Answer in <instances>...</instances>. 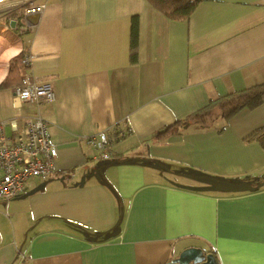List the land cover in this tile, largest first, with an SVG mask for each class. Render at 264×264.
I'll list each match as a JSON object with an SVG mask.
<instances>
[{
  "label": "crops",
  "instance_id": "obj_1",
  "mask_svg": "<svg viewBox=\"0 0 264 264\" xmlns=\"http://www.w3.org/2000/svg\"><path fill=\"white\" fill-rule=\"evenodd\" d=\"M34 5L36 24L0 18L19 45L0 83L23 50L33 59L21 76L51 82L55 99L18 103L14 86L0 87V122L20 130L44 118L55 171L0 199V264H166L186 247L213 249L219 264H264V187H250L264 177V148L245 140L264 126V97L221 132L152 136L264 82V0H200L182 20L147 0ZM98 130L124 131L109 161L86 142Z\"/></svg>",
  "mask_w": 264,
  "mask_h": 264
},
{
  "label": "built area",
  "instance_id": "obj_2",
  "mask_svg": "<svg viewBox=\"0 0 264 264\" xmlns=\"http://www.w3.org/2000/svg\"><path fill=\"white\" fill-rule=\"evenodd\" d=\"M42 5L31 6L24 12L39 11ZM33 55L25 54L21 60L29 66ZM13 99L18 103L38 105L55 99V90L51 82H38L28 73L23 75L20 83L13 87ZM13 133L8 136L5 127ZM128 129H125L127 133ZM124 136V131L111 135L105 130H98L86 138L90 147L98 150L104 161L111 158L109 146L114 140ZM57 149L47 131V121L40 116L29 117L18 130L14 121L0 122V199H9L20 193L26 181L32 177L46 178L54 174L53 161Z\"/></svg>",
  "mask_w": 264,
  "mask_h": 264
},
{
  "label": "trees",
  "instance_id": "obj_3",
  "mask_svg": "<svg viewBox=\"0 0 264 264\" xmlns=\"http://www.w3.org/2000/svg\"><path fill=\"white\" fill-rule=\"evenodd\" d=\"M148 3L163 13L166 17L175 20H182L189 17L196 5L200 0H147ZM22 12L16 9H10L5 12L4 19L9 22L11 19L17 20L16 28L22 26L20 19ZM133 26V24H132ZM136 28L133 26V30ZM135 31H132L130 42V54L131 57L135 55ZM25 52L21 50L18 54L14 55L10 59L9 70L4 79L0 83V87L15 86L20 83L23 64L21 62ZM264 97V82L250 86L240 91H232L215 100L210 101L205 107L198 111L189 114L183 119H178L172 123L163 126L162 128L153 132V138L163 139L172 129L176 128L177 131H182L184 127H197L198 129H215L217 132L224 130L230 117H232L237 111L242 108L252 109L259 105ZM245 140H257L259 144L264 148V126L251 132L245 137ZM252 190H258L264 187V177L257 179L250 186ZM204 252H210L218 260L213 249L203 250Z\"/></svg>",
  "mask_w": 264,
  "mask_h": 264
},
{
  "label": "water",
  "instance_id": "obj_4",
  "mask_svg": "<svg viewBox=\"0 0 264 264\" xmlns=\"http://www.w3.org/2000/svg\"><path fill=\"white\" fill-rule=\"evenodd\" d=\"M38 18L39 12L36 10L22 12L20 22L22 25L30 26L36 24ZM17 22V20L11 19L8 23V27L14 28ZM166 264H217V262L213 254L210 252H204L199 247H186Z\"/></svg>",
  "mask_w": 264,
  "mask_h": 264
},
{
  "label": "bare ground",
  "instance_id": "obj_5",
  "mask_svg": "<svg viewBox=\"0 0 264 264\" xmlns=\"http://www.w3.org/2000/svg\"><path fill=\"white\" fill-rule=\"evenodd\" d=\"M18 46L12 33L4 25H0V78L6 69L8 57L17 51Z\"/></svg>",
  "mask_w": 264,
  "mask_h": 264
},
{
  "label": "rangeland",
  "instance_id": "obj_6",
  "mask_svg": "<svg viewBox=\"0 0 264 264\" xmlns=\"http://www.w3.org/2000/svg\"><path fill=\"white\" fill-rule=\"evenodd\" d=\"M37 1L38 0H0V18H2V21H5L3 20V16H5L6 11L16 9L20 12H24V9L35 6L34 2Z\"/></svg>",
  "mask_w": 264,
  "mask_h": 264
},
{
  "label": "flooded vegetation",
  "instance_id": "obj_7",
  "mask_svg": "<svg viewBox=\"0 0 264 264\" xmlns=\"http://www.w3.org/2000/svg\"><path fill=\"white\" fill-rule=\"evenodd\" d=\"M16 27V26H15Z\"/></svg>",
  "mask_w": 264,
  "mask_h": 264
}]
</instances>
